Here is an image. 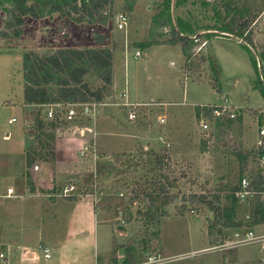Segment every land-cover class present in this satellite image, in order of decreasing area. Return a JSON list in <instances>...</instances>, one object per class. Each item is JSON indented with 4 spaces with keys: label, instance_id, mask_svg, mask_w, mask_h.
<instances>
[{
    "label": "rangeland",
    "instance_id": "rangeland-1",
    "mask_svg": "<svg viewBox=\"0 0 264 264\" xmlns=\"http://www.w3.org/2000/svg\"><path fill=\"white\" fill-rule=\"evenodd\" d=\"M231 1L135 0L134 11L129 12V0H115L112 9L107 6L92 22L76 23L60 13L38 19L26 16L19 37L2 35V31H8L5 24L11 13L10 5L0 6V254H4L0 264H109L119 256L141 259L151 251L173 256L175 259L168 264H203L204 257H218V263H223L220 254L225 250L188 257L193 251L222 243L225 237L217 232L220 228L208 234L214 215L199 196L209 200L220 196L219 204L238 220L249 213L255 200L253 197L239 201L235 189L243 177L251 180L253 173L264 170L260 160L264 148H256L264 127V98L258 90L259 81L264 83V0H233L250 19L252 46L222 31V26L230 21L225 5ZM121 12L130 18L123 30L117 25ZM181 24L197 30L193 36L198 41L192 50L196 58L187 63V70L208 82L184 81L182 73L177 72L181 64L177 54L170 47H157L146 70L140 68L143 60L131 59L132 82L123 88L130 103L150 101L152 97L167 102L164 109L169 111V117L165 122L158 118L161 112L164 115L163 109L148 105L139 107L136 119H129L127 108L126 112L124 107L114 105L119 100L114 96L112 79L101 101L108 105L104 104V108L97 104L100 113L96 118L81 116L83 124L93 125L94 119L96 122L97 146L103 155L96 166L95 162H88L91 159L80 156L82 142L77 140L78 134L51 140L43 134L45 128L51 127L44 124L36 127L40 132L27 128L26 135L25 118L47 110L50 104L25 103L23 62L27 52L45 56L60 49L109 48L115 62L117 54L140 47L155 32L164 35L161 40L170 39L175 29L182 28ZM138 34L141 35L137 37ZM204 41L203 49L196 51V46ZM216 55L221 58L223 69ZM251 56L257 61V69ZM136 79L143 89L141 99L137 98ZM85 82L92 90L104 86L94 68L85 76ZM225 98L228 105L223 104L227 102ZM55 103L58 102L51 104ZM59 103L67 106L71 102ZM201 103L215 104L211 107L223 104L228 108L227 114L235 112L237 116L214 119L208 115L209 129L205 131L201 112L195 107ZM190 108L195 110L187 129L179 126L182 131L178 132V119L171 112L179 117L181 109ZM12 117H17V122L10 123ZM186 123L185 119V128ZM120 125L131 126V133L138 126L144 131L138 134L140 141L122 140L124 128ZM152 134L160 135L158 144ZM149 138L152 144L144 148ZM159 154L167 156L163 163ZM38 162L41 170L35 173L33 166ZM69 183L79 184L80 195L76 199L59 193ZM161 184L171 189L170 202L162 205L169 214L161 219V224L151 223L144 214L149 204L146 194L158 191ZM159 200L162 204V197ZM178 207L184 209L183 215L178 213ZM120 231L123 236L118 235ZM103 244L107 245V252ZM261 246L262 243H254L239 249L250 252L251 259H258L264 256ZM46 248L50 258L45 257ZM101 251L104 253L99 254ZM235 254L230 253L237 264H264L260 259L239 263Z\"/></svg>",
    "mask_w": 264,
    "mask_h": 264
},
{
    "label": "trees",
    "instance_id": "trees-1",
    "mask_svg": "<svg viewBox=\"0 0 264 264\" xmlns=\"http://www.w3.org/2000/svg\"><path fill=\"white\" fill-rule=\"evenodd\" d=\"M129 1L130 6L127 7V10L132 12L134 11L135 0ZM5 3L10 5L11 18L5 24L9 32L2 31V35L8 37L11 33V35L19 37L22 35L26 16L38 19L60 13L62 16L71 17L76 23L92 22L96 14L107 6L112 9L115 0H0V6ZM225 8H227L230 15V21L222 26V31L241 38L252 46L253 33L249 30L250 19L245 18L243 10L233 0L226 3ZM238 17L243 20H238ZM101 22L105 24L107 20H101ZM181 25L182 28L175 29L170 39L161 40L160 37L164 35L155 32L140 47L181 43L184 56L187 61L191 60L194 57L192 50L195 46L193 35L197 33V30L189 24ZM211 29L213 28H208V30ZM244 47L248 52L250 51L247 45H244ZM113 57V52L109 48L60 49L54 54L45 56L27 52L23 62L26 80L24 87L25 103L43 105L59 101L84 103L94 100L95 102H101L105 98L108 86L112 83ZM251 60L253 67L257 69V61L252 56ZM92 68L97 70L104 82V86L97 90H92L85 82V76ZM217 89L220 91V88ZM258 90L264 98V83L261 81H259ZM212 108L211 106L203 109L198 107V110L199 112L204 110L209 113ZM43 123V121L40 122L41 127H43ZM166 157V154L163 157L159 154V161L163 163V159ZM251 176V188L256 191V195L253 199L251 198L252 201L255 200V203L249 211L250 218L247 222L233 219L228 213L229 210L219 204L221 201L220 196H215V199L210 200L207 196H199L201 203L210 209L214 215V218L210 219L212 224L209 226V233L216 231V228H220L218 231L221 232V227L251 228L264 224V170L261 168ZM168 189L167 185L161 184L158 191L152 190L146 194L149 204L147 206L148 210L144 214L149 222L161 224V219L169 214L167 210L162 208V205L164 206L170 202L168 193L171 189ZM237 189L238 187L235 191ZM160 197L163 200L162 204L159 200ZM70 199H76V197ZM178 213L183 215L185 211L178 207ZM120 246L125 245L120 244ZM116 260L117 258L114 261Z\"/></svg>",
    "mask_w": 264,
    "mask_h": 264
},
{
    "label": "built area",
    "instance_id": "built-area-1",
    "mask_svg": "<svg viewBox=\"0 0 264 264\" xmlns=\"http://www.w3.org/2000/svg\"><path fill=\"white\" fill-rule=\"evenodd\" d=\"M129 16L125 12H121L117 17V25L119 30L126 29L129 24ZM195 41H198V39L195 37ZM206 41L202 42L197 46L196 51H201L204 47V43ZM206 45V44H205ZM199 49V50H198ZM141 55L140 51L136 52L135 57H139ZM122 97H126V94H123ZM97 104H101V102H84V103H68L67 106H64L62 103H55V104H49V107H47V110H44L42 112L39 111L38 114L35 116H32L31 118L27 119L25 118V124H26V134H29V131L27 128H32L33 132L38 131L40 132L36 127L40 128V122L43 121V124L49 125L50 128L44 129V135L52 137L51 140H56L64 136V134L71 137V135L78 134L77 140H81L82 146L79 151L80 156L83 160H90L88 162H95V166L98 163V161L101 160V157L103 156L99 152V147L97 146V128L94 124L86 125L83 124V121H81V116L84 115H93V111L97 108ZM123 106H125L128 109V117L129 119H136L138 117V109L140 107L137 103H130V102H121ZM47 105V104H45ZM43 104V106H45ZM91 106H94V108H90ZM80 107H83L80 109ZM227 106L224 105H216L213 107L212 111L202 112L201 113V127L203 130L209 129V121L210 119L207 117L208 115L211 116L214 119H220L224 115H228L229 118H236L237 114L235 112L227 114ZM83 113V114H82ZM90 116V117H91ZM17 117H12L10 119V123L17 122ZM166 117L161 116L159 117V121L165 122ZM78 123V124H76ZM75 125V126H74ZM44 127V125H43ZM74 127H76V130H74ZM36 129V130H35ZM50 136V137H49ZM5 138L9 139V136L6 135ZM256 148L257 150H263L264 148V127L261 128L259 132V136L256 141ZM260 160L264 164V153L260 155ZM41 170V164L38 162L33 166V171L37 173ZM97 177V175H96ZM98 178V177H97ZM79 182V181H78ZM83 181H80L79 184H83ZM75 183H69L60 193V195H63L65 197H76L79 196V189L78 185ZM235 195L239 201H248L249 199L253 198L256 195V191H254L251 188V180L249 177H243L239 184L238 189L235 191ZM119 236H123L124 232L120 231L118 233ZM255 235L252 230H248L245 232L237 231L234 234V237L225 236L224 241L222 243H219L218 245L203 248L200 250H196L188 254V257H193L198 254H205L206 252L211 251H218V250H227L231 249L233 247L250 243L255 239ZM264 239V235L262 236ZM1 258H4V254H0ZM45 257L50 258V252L49 249H45ZM175 258L173 256L165 255L162 251H151L145 254V256L141 259H134V258H127L126 256H119L116 261L111 262L109 264H168Z\"/></svg>",
    "mask_w": 264,
    "mask_h": 264
},
{
    "label": "crops",
    "instance_id": "crops-1",
    "mask_svg": "<svg viewBox=\"0 0 264 264\" xmlns=\"http://www.w3.org/2000/svg\"><path fill=\"white\" fill-rule=\"evenodd\" d=\"M140 35L141 34H138L137 37H139ZM143 41H144V38H143ZM176 44H177V46H172L171 44H156V45H151V46L144 47V48L143 47H135V48H133V50L126 49L120 55L117 54V57H116L115 62L113 61V84H112L113 86H112V89L114 90V96L117 97L119 101L117 103H115L114 105L116 106V104H117V105H120L121 107H124L123 110L127 112L126 107L123 106L120 103L121 102L124 103L125 101L126 102L127 101L130 102L129 101L128 92H127V90L124 91L123 88H125L124 85L127 84L129 81L132 82L131 81V66H132V64H131L132 60L131 59L133 58L137 62H139L140 60H143L142 61L143 62V66H140V68H143V70H146L148 68V66H149V63H152V61H153L156 53L158 52V51H156L157 47H170L169 50H172L173 52H175L177 54L176 56H177L179 62L181 63L180 65L178 64L179 67H178L177 72L178 73H182L183 78H184V81L185 80L186 81L188 80V81L203 82V83L208 82L206 79H201L202 78L201 75H199V74L195 75L192 72V70H187V63H191L192 60H193V58L194 57L196 58V54L194 55L193 58H191V60L187 61L186 57L183 54V50H182L181 43H176ZM207 44H208V42H207ZM130 51H131V53H130ZM137 51H140L141 52V55L139 57H135ZM168 52H170V51H168ZM217 58L219 60V63L221 65V68L223 69V64H222L221 58L219 56H217ZM171 64L174 65L175 64L174 61H172ZM122 77H124L125 80H123ZM146 82H144V83H146ZM139 83H140L139 80L136 79V81H135L134 84H136V86L139 88ZM120 91H123L122 94H119ZM142 93H143V89H140L139 88V91L137 92V98L141 99ZM123 94H126V97H122ZM185 96H186V90L184 91V97ZM121 97H122V100L120 99ZM226 99L227 98H225L224 101ZM136 103L139 104L140 107H142V106L144 107L145 105L146 106L148 105V106H151V107L159 106V108L163 109L164 115H162V112H161L160 113L161 115L159 114L158 115V118L161 117V116H165V117L167 116L166 117V119H167L169 117L168 116L169 115V111L167 109H164V107H166V105L168 103L162 101V99H155L154 97H152L150 99V101L138 100ZM176 103H181V102H176ZM227 103H228V99H227V102L225 101L223 104L226 105ZM231 103H232V100H231ZM101 104H103L102 106L104 108L106 107V105H108L105 102L104 103L101 102ZM104 104H106V105H104ZM223 104H217V105H223ZM233 104L234 103H232L231 105H233ZM213 105H215V104L201 103V104H197L195 107H200V108L203 109V108H205L207 106H213ZM109 107H111V105ZM118 109L121 110V111H123L122 109H120V107ZM139 110L140 109H138V112H139ZM181 110L182 111H180L178 113L179 114V117H177L174 114L175 113L174 111L171 112V115H173L175 118L178 119V121L175 120V122L177 124V128L179 126H181L184 129H187V125H188L189 119H191V116L193 115V111L195 109L194 108H190L188 110H184V109H181ZM98 113H100V110L97 107L95 109V111H93V115L92 116L94 118H96V115ZM185 119L187 120L186 128L184 127L185 126ZM94 121H95V119H94ZM123 122H124L125 125L128 124V120H126V119ZM129 123H130V121H129ZM181 123L183 125H181ZM244 123H245V120H244ZM95 125H96V122H95ZM120 127H123L124 128L123 134L121 136V139L122 140H126V139H127V141L128 140H133L136 143H138L140 141L139 140L140 135H138V134H139V132H141L143 130H141L138 126H135L136 127L135 129L136 130L135 131H132L133 133H131L129 131V129L131 128V126H130V128H128V127H125L123 125H120ZM180 128L177 129L178 132L179 131H182V130H180ZM166 129L169 130V128H167V127H166ZM128 132H130V133H128ZM26 135L28 136V134H26ZM26 135H24V137H26ZM4 136H3V139L6 141V139L4 138ZM152 136H153V139H155L154 141H156V143L158 144L159 143L158 141L160 140L159 139L160 138V135L158 136V135L152 134ZM149 137H151V136H149ZM19 140H21V138ZM24 141L26 142V138H24ZM148 144H152L150 138L147 140L146 144H144L143 147L146 148ZM121 151H124V149H122ZM249 218H250V214L248 213L243 218H240L238 220L247 222V221H249ZM248 230H252L253 231L254 235L256 236L255 239L252 242H250V243H246V244H242V245L233 247V248H235L234 250H232L233 248L232 249H229V250L227 249L228 251L225 250L226 252L220 254L221 255V259H223V263H221V264H232V261H233V264H237V263L234 262L235 259H233V257H232L233 255H230V253L231 252H234V251L236 252L235 258H236V260L239 263L251 262V261H256V260H259V259H260L261 263L264 261V256L263 257H260L258 259H251V257L248 255V254H250V252L249 253H242L240 251V249H239L242 246L251 245V244H254V243H262L261 251H263L264 250V243H263L264 242V239L262 238V236L264 235V224H260V225H257V226L251 227V228H248V227H242V228H236V227L225 228V227H221V232H219L218 230H217V232L219 233V235L224 234L225 236L234 237L235 232H237V231L245 232V231H248ZM232 231H233V233H232ZM212 233H209L208 232V234H210V235ZM228 233L230 235H227ZM105 246H107V245L103 244V247L105 248V251L104 252H107V249H106ZM104 252L101 251V252H98V253L99 254H101V253L103 254ZM205 259H207V260H205ZM217 260H218V257L217 258L204 257L203 258V264H220V263H218Z\"/></svg>",
    "mask_w": 264,
    "mask_h": 264
}]
</instances>
